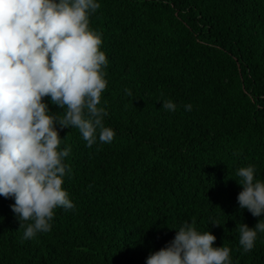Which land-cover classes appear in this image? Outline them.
<instances>
[{
	"label": "trees",
	"instance_id": "trees-1",
	"mask_svg": "<svg viewBox=\"0 0 264 264\" xmlns=\"http://www.w3.org/2000/svg\"><path fill=\"white\" fill-rule=\"evenodd\" d=\"M99 5L89 26L107 59L99 105L114 136L88 145L77 127L56 126L73 206L25 238L31 221L19 227L0 195V264H146L184 222L211 231L232 264H264V232L244 251L236 229L261 218L239 207L236 169L253 164L264 180V0Z\"/></svg>",
	"mask_w": 264,
	"mask_h": 264
},
{
	"label": "clouds",
	"instance_id": "clouds-1",
	"mask_svg": "<svg viewBox=\"0 0 264 264\" xmlns=\"http://www.w3.org/2000/svg\"><path fill=\"white\" fill-rule=\"evenodd\" d=\"M99 6V0H0V195L13 198L19 227L31 221L25 238L50 229L55 207L73 206L62 187L70 146L60 147L56 126L77 127L88 145L114 136L99 105L107 59L101 34L89 26ZM46 95L62 115L49 109ZM161 107L175 110L176 104L166 99ZM236 176L239 207L261 217L251 227L236 224L247 251L264 232V180L254 178L253 164L238 167ZM215 239L184 222L165 246L146 256V264H232L230 248L213 245Z\"/></svg>",
	"mask_w": 264,
	"mask_h": 264
}]
</instances>
